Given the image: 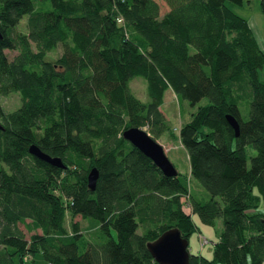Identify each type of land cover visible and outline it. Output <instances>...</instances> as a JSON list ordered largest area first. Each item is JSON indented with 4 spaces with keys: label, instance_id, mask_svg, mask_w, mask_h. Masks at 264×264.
<instances>
[{
    "label": "trees",
    "instance_id": "obj_1",
    "mask_svg": "<svg viewBox=\"0 0 264 264\" xmlns=\"http://www.w3.org/2000/svg\"><path fill=\"white\" fill-rule=\"evenodd\" d=\"M166 1L161 13L158 0H0V92L20 94L18 105H0V264L26 255L37 264V251L48 264H164L146 240L175 224L189 237L192 211L206 222L221 217L222 227L212 252L190 250L189 264H262L264 46L228 0ZM23 13L26 29L15 30ZM58 42L60 53L44 57ZM135 74L147 100L129 90ZM168 87L192 104L207 96L179 126L206 198L121 133L146 124L158 135ZM31 142L64 165L30 152ZM248 142L257 149L250 161ZM67 212L86 217L85 230L76 219L67 228Z\"/></svg>",
    "mask_w": 264,
    "mask_h": 264
},
{
    "label": "rangeland",
    "instance_id": "obj_2",
    "mask_svg": "<svg viewBox=\"0 0 264 264\" xmlns=\"http://www.w3.org/2000/svg\"><path fill=\"white\" fill-rule=\"evenodd\" d=\"M158 1L160 3L161 13L169 8V4L166 0ZM228 2L235 10L242 13L248 18L254 29L256 37L258 38L260 44L264 46V10L261 7L260 0H242V2L228 0ZM25 18L26 14L23 13L14 26L15 30L26 29ZM31 42L33 44V41ZM4 50L7 52L9 57L17 52L16 47H4ZM61 50L62 45L60 42H58L54 47L46 50L44 57H54L58 53H60ZM260 76L264 78V68H260ZM129 90L141 100H147L149 97L146 92L145 77L140 74H135L129 79ZM206 100L207 96H203L195 104H192L187 98H179L175 90L172 87H168L164 91V99L160 105L167 121V125L165 126V128L162 129L158 135H156L150 132L146 124L141 125L147 131H149L152 136H155L160 142L163 143L167 154L176 164L177 168L180 170V173L186 174L188 177L187 179L190 180L191 184L195 188H202V198L208 197L210 193L199 181H197V179H194L193 176L190 175L189 154L180 139L179 126L184 120L191 117L193 111L196 109L199 103ZM19 103L20 94L17 90H11L7 93L0 92V105L3 109H10L18 105ZM232 145H236L235 137L232 139ZM246 149L248 161H250L251 154L255 153L257 149L250 142L246 144ZM259 206L261 207V204ZM185 208L190 210L191 206L186 203ZM192 217L196 221L197 226L189 234V248L191 251L203 250L205 253L210 254L212 252V244L214 242V239L218 236V232L222 227L221 217H217L214 223L203 221L196 211H192ZM75 219L78 220L80 228L82 230H85L86 225L88 224V220L86 217L81 216L80 213H75L74 215H71L68 212L66 213L65 223L67 228L71 229V220ZM18 224L22 228L26 236H28V234L32 231L26 229L22 222H19ZM36 229L39 230L40 228L37 227ZM137 229L140 230V227H138ZM200 234L207 236L209 240L207 242H201ZM34 260L37 264H48L47 260L43 257L40 251H37L34 254ZM31 262L32 261L30 259V255H26L23 259L22 264H31ZM262 264H264V261Z\"/></svg>",
    "mask_w": 264,
    "mask_h": 264
},
{
    "label": "water",
    "instance_id": "obj_3",
    "mask_svg": "<svg viewBox=\"0 0 264 264\" xmlns=\"http://www.w3.org/2000/svg\"><path fill=\"white\" fill-rule=\"evenodd\" d=\"M226 118L233 127L235 134H238L240 126L237 116L232 112H226ZM0 126H2L1 122ZM121 133L133 145L148 155L164 173L176 174L178 172L176 164L167 154L163 143L152 136L143 126L128 124L122 128ZM28 149L33 154L53 164L64 165L60 155L44 151L35 142H31ZM97 175L98 168L96 165H92L86 173L88 187H94ZM146 247L153 257L164 264H189L190 262L189 237L182 234L180 227L176 224L165 228L156 237L147 239Z\"/></svg>",
    "mask_w": 264,
    "mask_h": 264
},
{
    "label": "built area",
    "instance_id": "obj_4",
    "mask_svg": "<svg viewBox=\"0 0 264 264\" xmlns=\"http://www.w3.org/2000/svg\"><path fill=\"white\" fill-rule=\"evenodd\" d=\"M117 19H118V20H121V17L118 16ZM201 239H202V241H206V240H207V236L201 234ZM263 261H264V260H263ZM262 263H263V262H262Z\"/></svg>",
    "mask_w": 264,
    "mask_h": 264
}]
</instances>
